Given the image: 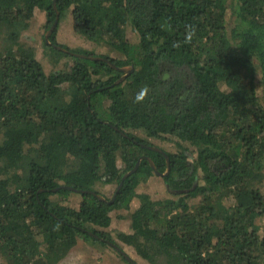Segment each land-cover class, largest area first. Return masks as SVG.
<instances>
[{
    "label": "trees",
    "instance_id": "1",
    "mask_svg": "<svg viewBox=\"0 0 264 264\" xmlns=\"http://www.w3.org/2000/svg\"><path fill=\"white\" fill-rule=\"evenodd\" d=\"M228 2L0 0L8 31L0 51V255L8 264H58L81 239L123 256L122 242L151 264H264V0ZM36 9L46 11V27L71 9L76 33L117 56L58 44L55 31L48 47L72 63L47 73L19 39ZM162 58L188 65L195 83L179 95L173 82L145 88ZM126 67L138 71L119 81ZM193 92L217 108L215 117L201 118L196 103L183 115L180 101ZM136 128L176 135L198 156L150 149L129 132ZM149 158L162 173L169 164L167 198L138 192L156 175ZM100 184L121 187L112 200ZM76 194L74 207L67 201ZM120 209L131 210L132 231L114 237L105 228Z\"/></svg>",
    "mask_w": 264,
    "mask_h": 264
},
{
    "label": "rangeland",
    "instance_id": "2",
    "mask_svg": "<svg viewBox=\"0 0 264 264\" xmlns=\"http://www.w3.org/2000/svg\"><path fill=\"white\" fill-rule=\"evenodd\" d=\"M232 1L233 0H229L228 4L231 5ZM231 20L234 22L233 18ZM46 24V11L42 9H36L30 21L29 28L21 33L19 39L24 44L34 47L36 57L43 64V68L47 73L67 69L72 63V59L70 57L54 53L48 47L51 41L47 42L45 37L51 26L49 27L48 25V27H46ZM55 31V40L58 42V44L66 45L71 49L90 50L97 55H108L110 57H116L118 54L108 45H97L96 43L89 41L76 33L71 9L65 13L63 18L59 19V23ZM7 32L8 31L5 30V27L0 28V51L5 48V37ZM128 37L135 40V35L132 31H129ZM128 68L130 70V67H126L127 70ZM134 71L137 72L138 70L133 69L131 73ZM131 73H124L122 80H126ZM172 82L174 83L176 87L175 90H177V94L179 95L181 92L195 83V74L193 70L186 64L174 62L167 58H162L156 63L154 73L151 74L149 78H146L144 87L148 90L160 91L167 85H170ZM127 93H130V91ZM201 98V96L193 92L189 100L180 101L179 108L181 111H183V115L187 116V113H190V109L194 107V104L196 103L200 107L201 118L210 120L211 118L215 117L217 108L210 106V103L207 100H202ZM109 102L110 101L108 99H105V105H108ZM129 132H131L135 137L148 141L152 146L158 147L165 152L176 153L183 151L189 155L191 160L196 159L198 156L197 146L191 145V143L182 140L179 142L180 140L176 135L162 133L158 136H152L150 132L144 128L129 129ZM261 187L264 193V182L261 184ZM98 188L104 197L113 198V194L117 188V185L100 184ZM168 191L169 188L164 180V176L159 174L152 175L149 179L141 182L138 186L139 193L147 192L153 199L169 197L171 194L169 193L170 191ZM80 200V195L76 194L71 195L67 202L71 206L77 207L79 206ZM199 201L200 197L192 200L193 203H198ZM139 203L140 200L138 198L134 199L131 209L132 207H137ZM130 212L131 210L129 211L125 209L112 211L111 224L106 227L105 230L111 231V234L114 237H116L117 231L122 230L125 232H131ZM260 223L262 225L261 232L264 234V221H260ZM121 244L126 254L134 259L138 264H151L149 261L137 254L133 247L122 242ZM123 256L119 254L114 248L91 243L81 239L69 252V254L58 264H132L128 261V259H125V256V258ZM0 264H8L4 255H0Z\"/></svg>",
    "mask_w": 264,
    "mask_h": 264
},
{
    "label": "water",
    "instance_id": "3",
    "mask_svg": "<svg viewBox=\"0 0 264 264\" xmlns=\"http://www.w3.org/2000/svg\"><path fill=\"white\" fill-rule=\"evenodd\" d=\"M55 7H56V5H55ZM59 17H60L59 12H57V17H56L55 21L53 22V24L51 25V27L49 28V30H48V32H47V34H46L45 39H46L47 42H50V40H49V39H50V36L52 35V33L56 30V28H57V26H58V23H59ZM59 48H60V49H63V48L60 47V46H59ZM133 68H134V67H130V70H129V68H128V70H127L126 68H123V70L126 71L127 74H129V73H131V71L133 70ZM122 79H123V77H122L119 81H121ZM147 147L150 148V149L156 150V151H158V152H162V153H164L165 155L167 154L165 151H163L162 149H160V148H158V147H154V146H150V145L147 146ZM142 158H143V157H141V158L138 160V162L136 163L135 167H134L132 170H130L127 174L124 175V179H125L127 176H129L130 174L134 173V172L138 169V167H139V165H140V162H141ZM167 158H168V157H167ZM149 159H150V158H149ZM150 162H151V165L155 168V173H156V174H159V175L164 176L166 173H169V170H170L169 164H168V169H167V171H166L165 173H162V172H160V171L157 170V168H156V166H155V164H154V162H153L152 159H150ZM121 185H122V183H121ZM121 185L118 187L117 192L119 191ZM75 191H79V190H75ZM113 198H115V197H113ZM112 200H113V199H112ZM118 249H120V248H118ZM120 251H122L123 255L126 257V259H128V261H129L130 263H132V264H138L134 259H132L129 255H127L126 252H124V251L121 250V249H120Z\"/></svg>",
    "mask_w": 264,
    "mask_h": 264
},
{
    "label": "clouds",
    "instance_id": "4",
    "mask_svg": "<svg viewBox=\"0 0 264 264\" xmlns=\"http://www.w3.org/2000/svg\"><path fill=\"white\" fill-rule=\"evenodd\" d=\"M145 92H146V89H145V90H142V91L138 94V96H137V100H138V101L143 99V97H144V95H145Z\"/></svg>",
    "mask_w": 264,
    "mask_h": 264
},
{
    "label": "flooded vegetation",
    "instance_id": "5",
    "mask_svg": "<svg viewBox=\"0 0 264 264\" xmlns=\"http://www.w3.org/2000/svg\"><path fill=\"white\" fill-rule=\"evenodd\" d=\"M117 194V191L116 192H114V194H113V197L115 196ZM113 199V198H112Z\"/></svg>",
    "mask_w": 264,
    "mask_h": 264
}]
</instances>
